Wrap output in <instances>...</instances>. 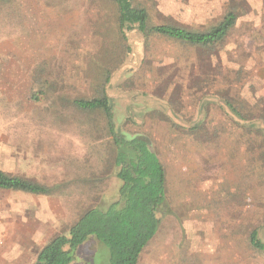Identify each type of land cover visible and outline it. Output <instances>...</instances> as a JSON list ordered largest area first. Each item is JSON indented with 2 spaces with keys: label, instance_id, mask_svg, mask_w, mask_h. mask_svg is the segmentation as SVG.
I'll return each instance as SVG.
<instances>
[{
  "label": "rangeland",
  "instance_id": "rangeland-1",
  "mask_svg": "<svg viewBox=\"0 0 264 264\" xmlns=\"http://www.w3.org/2000/svg\"><path fill=\"white\" fill-rule=\"evenodd\" d=\"M132 1L152 24L205 31L229 12L235 22L202 47L124 37L113 0H0V168L55 189L0 190V264L35 263L88 208L119 200L104 115L73 104L108 72L117 130L147 136L167 171L161 225L139 264H264L250 243L257 228L264 241V1ZM74 256L110 260L95 237Z\"/></svg>",
  "mask_w": 264,
  "mask_h": 264
},
{
  "label": "trees",
  "instance_id": "trees-1",
  "mask_svg": "<svg viewBox=\"0 0 264 264\" xmlns=\"http://www.w3.org/2000/svg\"><path fill=\"white\" fill-rule=\"evenodd\" d=\"M113 1L118 9L119 30L124 37L127 31L137 29L145 36H165L210 47L222 42L235 22L234 13L229 12L219 24L205 31L171 24H152L146 8L135 5L132 0ZM104 76L106 81L95 96L76 98L73 104L81 110L99 111L104 115L108 134L116 148V176L121 180L119 200L107 208H88L67 234L54 236L40 250L34 264H73L75 251L90 237L103 242L109 249V264H139L142 253L159 231V208L166 200V167L152 150L147 136L139 134L128 138L117 130L115 105L105 86L111 72ZM225 106L240 116L229 101L224 102ZM0 190L46 195L55 189L0 168ZM250 243L255 249L264 251V241L258 228L251 232Z\"/></svg>",
  "mask_w": 264,
  "mask_h": 264
},
{
  "label": "crops",
  "instance_id": "crops-1",
  "mask_svg": "<svg viewBox=\"0 0 264 264\" xmlns=\"http://www.w3.org/2000/svg\"><path fill=\"white\" fill-rule=\"evenodd\" d=\"M264 1V0H263ZM34 264V263H33Z\"/></svg>",
  "mask_w": 264,
  "mask_h": 264
}]
</instances>
